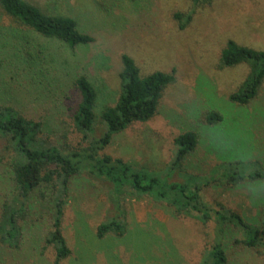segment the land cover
I'll list each match as a JSON object with an SVG mask.
<instances>
[{
    "label": "rangeland",
    "instance_id": "374dc122",
    "mask_svg": "<svg viewBox=\"0 0 264 264\" xmlns=\"http://www.w3.org/2000/svg\"><path fill=\"white\" fill-rule=\"evenodd\" d=\"M27 1L48 14L76 18L95 42L71 49L21 25L0 8L1 103L43 121L41 139L75 149L88 145L73 122L80 99L73 87L76 77L88 76L97 88L95 136L100 137L106 129L101 112L120 95L123 54L134 58L143 76L175 70L176 80L164 91L158 113L114 135L101 154L174 181L199 176L202 195L216 210H235L261 225L264 190L257 189L256 196L250 192L252 185L264 180L230 187L216 168L244 162L245 157L264 162V85L248 105L231 101L250 66L223 67L220 61L229 40L264 50V0L198 5L193 0ZM178 12L192 15L183 30L174 19ZM210 111L220 112L223 121L205 124ZM186 131L199 134V145L172 174L174 140ZM13 156L11 142L0 138V264H53L54 248L41 252L51 230V189L43 190L46 200L33 197L28 219L20 221L23 236L18 247L8 235L11 216L23 203L13 181ZM66 200L63 234L72 254L62 264H201L217 237L215 217L203 223L148 195L130 192L118 207L108 181L88 173L71 180ZM114 217L125 223V234L99 238V225ZM226 234L227 243L243 237L233 226ZM259 250L232 249L229 264H264V248Z\"/></svg>",
    "mask_w": 264,
    "mask_h": 264
},
{
    "label": "trees",
    "instance_id": "16d2710c",
    "mask_svg": "<svg viewBox=\"0 0 264 264\" xmlns=\"http://www.w3.org/2000/svg\"><path fill=\"white\" fill-rule=\"evenodd\" d=\"M193 2L198 5L211 3L212 0ZM0 8L21 25L71 49L95 42V37L84 32L76 18L48 14L27 0H0ZM191 18V14L185 16L178 12L174 15L181 30L185 29ZM220 61L223 67L231 68L242 63L250 66L247 79L237 92L230 95L231 101L248 105L258 98L264 85V50L229 40L221 51ZM122 65L120 95L114 105L106 106L101 112V120L106 129L100 137L95 136V109L99 99L97 88L86 75H79L74 80L73 87L79 93L80 99L73 122L87 146L66 149L52 144L48 139H41L40 134L43 133L45 125L43 121L27 118L14 106L0 102V138L11 142L14 153L11 164L13 181L23 200L10 219L12 228L8 235L15 241L14 247L21 243L23 227L20 221L25 222L28 219L33 197L37 195L41 200H46L43 190L51 189L54 198L50 217L51 230L44 238L41 252L45 254L49 247H53V264H62L72 254L63 234V216L69 186L75 176L88 173L108 181L112 187V199L118 207L122 206L126 194L134 192L166 202L179 215L195 217L203 223L212 221L215 217L217 237L201 264H229L232 249L240 252L258 250L260 253L259 249L264 248V217L261 225H256L235 210H216L203 197L204 183L199 176L189 175L185 182L174 181L169 175L164 178L149 170L140 169L122 158L101 154L111 144L114 135L123 132L135 122L152 119L158 113L164 91L176 80L175 70L171 73L155 71L143 76L134 58L128 54H123ZM223 119L220 112L210 111L205 115V124L214 125ZM199 141L200 136L196 131H186L175 138L176 152L170 173L182 169L184 161L197 149ZM216 170H222L226 185L230 187L245 181L264 180V162L253 161V171L250 174L247 173L248 169L243 161L226 162ZM230 226L243 232V237L227 243L226 231ZM125 232V223L114 217L99 225L97 235L103 238L114 233L121 237Z\"/></svg>",
    "mask_w": 264,
    "mask_h": 264
},
{
    "label": "clouds",
    "instance_id": "9594fccd",
    "mask_svg": "<svg viewBox=\"0 0 264 264\" xmlns=\"http://www.w3.org/2000/svg\"><path fill=\"white\" fill-rule=\"evenodd\" d=\"M244 163L248 169L247 173L250 174L253 171V160H251L250 157H245ZM257 189L264 190V183H256L255 185H252L250 194L252 196H256L257 195Z\"/></svg>",
    "mask_w": 264,
    "mask_h": 264
}]
</instances>
